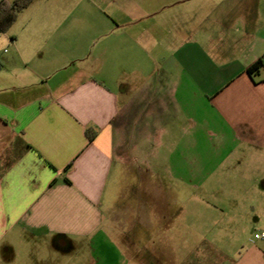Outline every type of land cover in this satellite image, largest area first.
I'll return each instance as SVG.
<instances>
[{"label": "crops", "instance_id": "obj_1", "mask_svg": "<svg viewBox=\"0 0 264 264\" xmlns=\"http://www.w3.org/2000/svg\"><path fill=\"white\" fill-rule=\"evenodd\" d=\"M185 1L34 0L0 33V260L88 243L113 254L88 264H129L156 214L159 264H187L186 228L218 264H264L249 240L264 230V69L247 73L264 58V0H226L205 24L187 23ZM155 57L161 75L145 67ZM112 179L145 193L131 186L129 226L111 242ZM221 233L225 246L207 236ZM195 253L188 264H205Z\"/></svg>", "mask_w": 264, "mask_h": 264}, {"label": "rangeland", "instance_id": "obj_2", "mask_svg": "<svg viewBox=\"0 0 264 264\" xmlns=\"http://www.w3.org/2000/svg\"><path fill=\"white\" fill-rule=\"evenodd\" d=\"M92 1L96 2L98 0H92ZM158 1L169 3L172 0H116L117 3H120L126 9H130V8L138 9L143 5L145 6L146 3L158 2ZM225 3H226V0H189V1L183 2V4H181L182 6L180 5L178 11L183 10V12L185 13V18L187 20V23L189 21L191 22L194 21V23H197L200 20L203 22V24H205L208 22V19L210 17L214 16L213 13L216 11V9L221 12L225 11L224 9L227 8ZM79 13L80 12L76 10L74 12V16L78 17ZM170 13H171L170 15H172V12ZM216 34L217 33H213V35H216ZM97 42H91L90 45L93 44L94 47L95 46L97 47L98 45ZM128 60H129V64H131L130 63L131 60L132 62L137 61L135 59H128ZM138 60L141 64L143 63L141 59H138ZM147 61H148L147 62L148 64L143 63V64H147L145 67H147L148 69L154 70L155 74L161 75L162 65L165 66V63H163L164 62L163 58L155 57L153 59H147ZM131 65H133V63ZM129 182L130 181L126 179L124 180V182L119 184V182H116L115 180L113 181L112 179L105 193L104 211L106 214V220H105V225H104V231H105L106 237H108L109 239L108 241H111V242L114 241V237L117 236L114 233L115 228L119 227L121 231L122 230L124 231L126 228H128L127 226H129L130 219H131L129 218V215L131 214V211L134 209V207L131 209V206H133L134 203H131L128 200V194L129 196H132L130 195V193H128L129 190L131 189V186L134 189L132 190V194L138 195V194L145 193L144 186L142 185L141 186L139 185L130 186ZM167 189L169 191H173L174 189L179 190L180 194H182V196L186 198H189L190 196L194 194V189L189 186H168ZM138 209L142 210V208L140 207V203H138ZM192 222L193 221L190 220L187 223L193 224ZM161 227H162L161 219L157 218V215L155 214L153 224L151 227L153 228L152 233L150 232V229H149L148 234L141 235L143 237L141 239L142 246H140V249L128 251V253L131 255L130 258L132 259L131 263L129 264H136V263L143 264L142 263L143 258L145 259L148 258V260H152L153 263L155 264L160 263L161 261L160 259L163 253H162V250H160L159 248H161L162 242L167 241L166 236L163 234ZM186 232L187 233L184 234V236L187 238V243H186L185 250H184L186 261H187L186 263L188 264L192 261V260L190 261L188 257L189 253L196 252L195 256L197 257V259L203 261V263L218 264V261L220 260V254H218L216 250L211 249V247H213L212 244H210L209 242H203L202 245H200L201 243H199V240H198V237L200 235L193 234L190 230H188V228H186ZM202 235L206 236L204 234ZM126 236L130 237V234L128 233L126 234ZM207 236L210 239H216V241H218V244L222 246L223 245L225 246L226 242H228L229 240L228 238L229 235L225 233L212 234V235L207 234ZM147 237H148V240H147ZM151 238L153 241V244H152L153 249L146 250L145 249L146 243L147 242L149 243ZM249 240H251V238ZM175 242L177 243V239L175 240ZM89 245L90 244L88 243H81V245L79 244L78 249L76 251H71V252L69 251L61 252L58 250L54 251L52 250V248L49 249L42 245L33 246L32 248L29 245H25V246L20 245L19 247H16L18 258L16 262H14V264H30V261H32L33 263V260L35 259H37L38 262L41 261L42 263H45V264H88L93 260L101 259L103 257L107 259H112L113 254L110 252V250H107L105 254H103L101 253V251H97L94 245H91V246ZM199 246H201L202 249H200V251H197L199 250L197 248ZM0 264H13V262L8 263L7 261H5V259H1Z\"/></svg>", "mask_w": 264, "mask_h": 264}, {"label": "trees", "instance_id": "obj_3", "mask_svg": "<svg viewBox=\"0 0 264 264\" xmlns=\"http://www.w3.org/2000/svg\"><path fill=\"white\" fill-rule=\"evenodd\" d=\"M34 0H0V33L7 32L13 23L17 20L21 11L26 9ZM264 69V58L259 59L247 69V73L254 77ZM87 135L90 140L96 136V131L87 130ZM69 182V181H67Z\"/></svg>", "mask_w": 264, "mask_h": 264}, {"label": "built area", "instance_id": "obj_4", "mask_svg": "<svg viewBox=\"0 0 264 264\" xmlns=\"http://www.w3.org/2000/svg\"><path fill=\"white\" fill-rule=\"evenodd\" d=\"M250 242L253 244L258 243V242L264 243V230L253 233Z\"/></svg>", "mask_w": 264, "mask_h": 264}]
</instances>
